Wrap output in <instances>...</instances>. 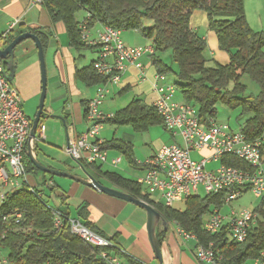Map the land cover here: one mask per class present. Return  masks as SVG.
<instances>
[{
	"label": "trees",
	"instance_id": "1",
	"mask_svg": "<svg viewBox=\"0 0 264 264\" xmlns=\"http://www.w3.org/2000/svg\"><path fill=\"white\" fill-rule=\"evenodd\" d=\"M41 5L53 24L65 25L73 47L83 46L76 15L86 10L92 17V24L109 26L121 32H138L152 41L155 52L170 50L177 66L176 88L182 92L184 102L198 108L199 121L217 118L216 105L222 103L231 108H241L242 115L250 116L241 130L248 141L264 135V31L255 32L248 25L245 0H42ZM195 11L207 14L209 29L215 32L220 50L230 57L228 65H210L205 57L206 41L190 27V18ZM31 33L39 37L44 48L43 38L36 31ZM151 61L158 74L167 75L173 71L156 55L151 56ZM6 73L9 74L7 66ZM77 74L88 87L109 81V78L98 75L93 66ZM244 76L258 85L256 96H245L246 86L241 82ZM231 82L235 86L228 91L227 86ZM108 123L131 126L136 132H145L163 124V120L153 106L142 107L140 101L134 100ZM103 148L122 152L135 166L129 144L112 140ZM261 158L264 163V145ZM221 164L246 171L250 169L245 162L230 155H225ZM79 165L84 170L92 169L132 197L149 203L168 223L176 222L185 231L196 234L202 246L212 245L216 257L222 256V264H247L264 253V198L254 210L258 218L247 241L238 244L229 239L225 229L215 235L203 229L205 215H210L214 208L223 209V194L191 197L181 203L183 210L168 208L142 194L135 180L116 172H103L96 165ZM26 170L28 175L41 173L29 160ZM51 191H54L53 187ZM1 202L0 255L7 264H105L99 258L103 249L94 248L73 235L66 222L56 228L52 213L43 205L42 197L37 198L27 188L8 190ZM59 212L69 217L61 207ZM83 212L84 208L78 210L76 218L89 230L111 242L84 219L87 215ZM16 213L22 214L18 223L14 218ZM158 242L161 245L160 239Z\"/></svg>",
	"mask_w": 264,
	"mask_h": 264
},
{
	"label": "built area",
	"instance_id": "2",
	"mask_svg": "<svg viewBox=\"0 0 264 264\" xmlns=\"http://www.w3.org/2000/svg\"><path fill=\"white\" fill-rule=\"evenodd\" d=\"M34 5H41L42 0H33ZM16 20L10 30L16 25ZM92 17L88 14L78 25L84 46L98 49L99 58L93 68L98 75L109 78V82L118 85L123 74L130 66L139 70V78L145 79L142 59L155 55L153 45L145 47L129 46L122 39V32L109 26H102L95 39L90 38ZM5 38V36L3 37ZM6 66L0 61V200L3 201L8 190L27 188L37 198H41L29 183L26 170L28 153H33L35 141L45 140V127L39 125L34 140L30 138L32 121L27 118L21 107V98L12 82L7 78ZM165 75L156 74L154 90L158 95L153 107L163 120L165 128L175 137L183 140V146L177 144L163 146L153 157L141 165L146 168L144 176L136 183L146 190L148 196L157 194L159 202L172 208L191 197L199 196V188H204L205 195L223 194L224 206H231L243 194L251 192L258 199L264 198V163L261 148L264 135L254 141H248L240 132H234L228 124L207 118L199 121L198 108L188 103L175 102L177 88L173 84L162 83ZM108 94L105 86H99L95 96L86 103V120L91 123L88 131L79 137H69L64 152L77 164L105 165L108 163L107 150L99 139L102 124L106 121L101 106ZM208 149L210 156L196 161L192 152ZM33 155V154H32ZM225 155L236 157L249 166L241 170L221 164L213 171H207L210 163H220ZM120 158L110 161L117 167ZM52 213L56 228L66 222L73 235L90 246L103 249L99 258L105 264H122L109 250L113 245L104 237L89 230L79 218L62 215L57 209L43 204ZM228 214L214 208L203 225L211 235L228 231L231 241L243 244L249 231L256 225L257 214L250 209L230 207ZM16 223L22 219L21 213L14 215ZM176 232L184 241H194L196 257L201 264H222V256L216 257L212 245L204 247L196 234L185 231L174 222ZM0 264H7L0 256ZM255 264H264V253L255 260Z\"/></svg>",
	"mask_w": 264,
	"mask_h": 264
},
{
	"label": "crops",
	"instance_id": "3",
	"mask_svg": "<svg viewBox=\"0 0 264 264\" xmlns=\"http://www.w3.org/2000/svg\"><path fill=\"white\" fill-rule=\"evenodd\" d=\"M88 14L86 10H83V16L77 19L78 23L87 18ZM16 20L19 22L10 30ZM102 26L92 24L90 38L95 39ZM190 27L206 41L205 57L210 65L217 63L226 66L230 63L229 55L219 48L215 32L209 29V20L205 12H193L190 18ZM32 31H36L44 40L45 47L43 50L47 77L45 115L40 124L45 127L46 138L42 142L35 141L33 157L37 161L41 159L43 166L62 172L71 173L69 168L75 166L73 174L85 178L82 167L66 155L64 148L69 137H79L91 126V123L86 120V103L95 96L99 86L107 88L108 94L101 109L104 116L107 117L104 123H108V120L114 118L117 112L128 107L134 100L140 101L142 107H151L158 99L154 90L157 71L152 64L151 57L146 56L142 59L144 80L139 78V70L130 66L118 85L108 81L103 85L88 87L79 79L77 73L94 65L99 58L98 49L84 46L81 37L80 40L83 44L81 48L71 46L65 25L63 23L53 24L42 5H34L33 0H0V38L2 43H11L18 36ZM137 34L139 33L134 32L132 35H127L123 41L129 46L145 47L152 45L151 40ZM4 36L5 39H2ZM155 55L158 57L157 52ZM161 61L166 64L163 60ZM14 65L15 76L12 85L20 95L22 110L24 111L28 107L35 111L37 102L40 103L42 73L38 50L33 42L32 45L18 46L15 49ZM164 82L175 86L177 84V81L172 82L167 77L162 81V83ZM38 109L39 106L35 116ZM154 127L151 128L160 130L159 135L157 131H154L155 138H159L151 143L152 151H149L143 160L138 158V149L135 146L138 135L133 131H131L132 133L127 131L131 130L130 127L121 128L123 132L116 138V140L131 146V158L135 161V166L129 161L127 162L128 167L123 165L125 156L115 149H107V154L109 161L115 158L121 159L117 167L108 164L109 169L106 170L103 168L106 164H97L96 166L101 167L103 172H116L135 181L144 176L146 168L141 164L153 157L163 146L173 144L183 146V140L169 132L164 124ZM147 132L138 133L147 135ZM99 139L105 143L109 142L101 136ZM205 151L208 152L205 157L210 156L211 151L208 149ZM110 155L112 159L109 158ZM216 164L221 165V161ZM130 168L135 173L131 178L126 175ZM89 171L96 180L107 181L95 174L92 169ZM54 178L57 177H52L48 183L52 185L54 191L55 189L60 190L56 195V201L59 203L56 209L60 211L61 207V210L69 214L70 217L76 218V216L78 217L77 211L84 208L83 214L87 215L84 219L96 227L106 238L111 239L113 248L110 253L122 264H159L148 236L146 211L132 203L94 191L72 180L68 179L70 183L56 182ZM28 179L29 183L37 189L38 186L31 182L29 176ZM108 183L110 185H105L106 187L126 193L110 182ZM141 192L146 194L142 188ZM235 203L228 207L224 206L221 211L228 214L230 207H239ZM62 204L67 207V210L62 209ZM170 224H173L176 229L177 226L172 222L168 223L167 230H162L161 224H158L155 231L157 240H161L163 264H201L196 257L195 242L184 241L178 233L175 232L177 235L172 233Z\"/></svg>",
	"mask_w": 264,
	"mask_h": 264
},
{
	"label": "rangeland",
	"instance_id": "4",
	"mask_svg": "<svg viewBox=\"0 0 264 264\" xmlns=\"http://www.w3.org/2000/svg\"><path fill=\"white\" fill-rule=\"evenodd\" d=\"M245 14H246L248 25L250 26V28L253 31H255V32L264 31V0H245ZM82 16H83V10L77 14L76 18L80 19ZM133 33L134 32H131V31H123L122 32V39L124 40L127 35H132ZM137 35H139V34H137ZM126 42H128V41H126ZM26 45H32V41H30V40L25 41L24 43L20 44L19 46L26 47ZM157 54H158V57L161 60H163L173 70L170 74H167L165 76L169 80H171L172 82H176L177 81V77H176L177 66L175 65V63L172 60V52L170 50L158 51ZM241 82L246 86L245 96H251V95L256 96L259 93L258 85L256 83L252 82L248 77L244 76L241 79ZM177 83H178V81H177ZM234 86H235L234 82H231L227 86V90L232 91L234 89ZM178 99H180V101H178ZM173 100L177 101V102H181L182 100L184 101L182 92L180 90L177 91V94ZM38 106H39V101L37 102V106L35 108V111L30 110L28 107L23 111L25 116L27 118H29V120H31L32 122L35 118L34 116H35V113L37 111ZM216 108H217V113H218V116L216 118L217 121L227 123L228 126L230 127V129L234 132H240L244 128L245 122L250 117L249 115H245V116L242 115V109L241 108H231V107L224 105L222 103H218L216 105ZM100 109H102V106ZM123 127H130L131 130H127V131H129L130 133H132L131 131H133L134 133H136L138 135L137 140L135 142V146L138 149V154H139L138 158L143 160L144 156L147 155L149 151H152V144L151 143L159 138V137L155 138V132L154 131H157L158 135H159L160 130L159 129L153 130L152 128H150L148 132L145 131L148 134L144 135V133H138V132L134 131V129L131 126H115L112 123H109V124L103 123L102 124V130L100 131L99 136H101V138H105L109 142L112 141L113 138H115L113 140H116V138L123 132V130H121V128H123ZM153 128H155V127H153ZM44 137L46 138V135H44ZM117 141H119V140H117ZM206 155H208V152H206L205 150H200L198 152L197 151L192 152V158L196 161L202 160L203 157ZM109 158L112 159V156L110 155ZM124 158H125V161H123V165H126L128 167L127 157H124ZM38 162L43 165V163L41 162V159H39ZM109 163H110V161L108 159V163L103 168L106 170L109 169L107 166ZM219 166H220V164H216V163L208 164L206 169L208 172H210V171L215 170ZM75 168H76L75 166H71L69 168V171L71 172L70 174H73L75 172ZM86 172L89 173L90 175H92L91 172L89 171V169H87ZM134 174L135 173L130 168V169H128V173L126 175H128L129 178H131ZM30 175H29V177L31 179V182L35 183L36 186H38L36 190L41 194L43 201L47 203L48 207H50L52 209H56L57 206L59 205L58 201H56V199H57L56 195L58 194V192L60 190L55 189V191H51V185L48 182L52 177H50L48 175L45 176L44 173H42V172L41 173H35L34 172V173H31ZM54 179L56 182L64 181V182L70 183V181L66 178H60V177L58 178L57 177ZM99 181L98 182L100 184H102L103 186H105V185L109 186L110 185L107 181H103V180H99ZM143 192L147 193L144 188H143ZM199 195L200 196L205 195L204 188L202 186L199 188ZM149 198H150V200H152L156 203H160L159 202V196L157 194L150 195ZM1 203L2 202L0 200V205H1ZM259 203H260V199L253 196L251 192H247L242 197H240L239 200H237L235 205L239 206V207H237V208L235 207V209H240L242 207V209L255 210L256 207L259 205ZM175 208L183 210L184 205L183 204H179V205L177 204L175 206ZM62 209L67 210V207L64 205V206H62ZM207 218H208V215H205L203 222H205L207 220ZM170 231L174 234L177 233L173 224H170ZM247 264H255V261L249 260Z\"/></svg>",
	"mask_w": 264,
	"mask_h": 264
},
{
	"label": "water",
	"instance_id": "5",
	"mask_svg": "<svg viewBox=\"0 0 264 264\" xmlns=\"http://www.w3.org/2000/svg\"><path fill=\"white\" fill-rule=\"evenodd\" d=\"M2 39H5V38H2ZM28 40L32 41L38 50V58H39V63H40V68H41V73H42V92H41V97H40L39 109L32 122V128L30 132V138L34 140L37 134V129L39 125L41 124V119L45 115L44 106H45V101H46V87H47L44 50H43V46H42V43L39 37L31 32H27V33H24L18 36L11 43H7V42L2 43L1 38H0V61L4 62V64L7 66L8 72H9V74L7 75V78L10 82H12L15 76V65H14L15 49L20 44ZM27 156L30 162L34 165V167L46 175L72 180L76 183L85 185L93 189L94 191H97L105 195H108L110 197H114V198L129 202V203H132L136 205L137 207H140L141 209L146 211L147 231H148L150 243L152 245V248L154 250L155 257L158 263L163 264L162 251H161L160 244L155 236V231H156V227L158 226V224H161L162 230H167L168 222L153 206H151L149 203L145 201L136 199L127 193H123L113 188L103 186L92 175L87 173L86 170L84 169L83 171L85 173V178L79 177V176H76L74 174H70L67 172H62V171H58V170L45 167L42 164H40L30 152L28 153Z\"/></svg>",
	"mask_w": 264,
	"mask_h": 264
}]
</instances>
